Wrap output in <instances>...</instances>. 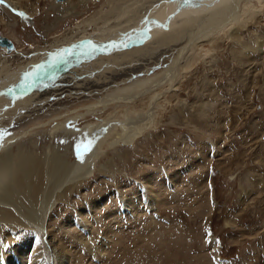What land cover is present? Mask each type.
<instances>
[{"label": "rangeland", "instance_id": "rangeland-1", "mask_svg": "<svg viewBox=\"0 0 264 264\" xmlns=\"http://www.w3.org/2000/svg\"><path fill=\"white\" fill-rule=\"evenodd\" d=\"M165 1L114 0L116 12L108 0H0V36L16 47L0 46V68L79 35L125 33L173 2ZM245 2L251 10L235 34L214 37ZM232 6L184 29L176 45L73 63L6 115L0 159L7 148L16 160L31 154L50 164L58 154L90 166L83 179L66 167L53 178L43 164L40 203H54L45 232L15 227L18 242L34 240L27 264H58L62 245L67 264H264V7ZM172 62L181 69L173 78ZM3 179L0 195L13 182ZM126 201H137L136 212Z\"/></svg>", "mask_w": 264, "mask_h": 264}, {"label": "bare ground", "instance_id": "bare-ground-1", "mask_svg": "<svg viewBox=\"0 0 264 264\" xmlns=\"http://www.w3.org/2000/svg\"><path fill=\"white\" fill-rule=\"evenodd\" d=\"M59 1H67V0H59ZM113 1L114 0H108V4L112 5ZM238 1L239 0H173V2H171L172 3L171 5L169 6L166 5L167 7L165 5H162L160 7V4L162 3H159L160 10L156 9V12H157L156 14L152 15L151 13L153 12H151L150 13L151 15H147L148 18H143L144 16H141L142 15L141 14L139 17L140 22L138 24H136L135 26L133 25V26L126 27L125 33L119 31L120 34L124 33L123 35H120V34L113 35L110 33L111 35H106V36L99 35L95 37L94 34H91V35L83 34V35H79L80 37H77L75 39L70 38L67 41L66 40L63 41L62 43L59 42L55 44L54 46L49 45L47 49H43V50L38 49V51L36 52L34 51L35 54L33 55L31 54V55L26 56L25 55L26 53L23 54V52H19L18 56H21L22 59H20V62L17 65H15L14 68L10 67L13 65L9 61L11 57H7L6 59H4L5 62L3 64L1 63L2 67L0 68V128L3 126L2 124H4L5 117L9 112L19 110V108L23 106V103L27 97L38 94L37 92L39 90H41L40 92H42L45 85H47L48 83H50L51 85L53 80L59 77V75L61 78L62 74L68 71L69 70L68 68L72 66L73 63L75 64L76 62L80 61V63L85 64L86 61H88L89 59L105 58L107 56H110L113 52H115V54H118L117 52H119V50H123L120 52L127 51V52L122 53V55L126 54L127 57H129V55H133L141 51L144 52L143 50L145 48L146 49L149 48L148 47L149 44L153 42L159 43L160 47H165V46L167 47L173 44L176 45L177 43L180 42L179 37L184 29H187L193 26L195 23H197L199 20H202L205 17H208V18L209 17L214 18L215 16L219 17L222 14L223 10L226 8V6L229 5L233 7L232 5L236 4ZM255 1L263 9L264 0H255ZM9 3H10V6H14V10L17 9L18 11H21L19 3H16L13 1ZM167 4H170V2L169 3L167 2ZM248 5L246 4V2L242 3L240 11H239L240 17L237 16V18H232L231 19L232 21L229 22L228 24L227 23L225 25L222 24L223 26L221 25L222 28L220 29L216 28L217 30L215 29L216 32L214 33L215 34L214 37L217 38V35L227 33L229 30H231V35L233 36L235 34L234 31L236 29L234 26L238 24L240 20L244 19L243 18L244 15L248 14L249 10H251L249 9ZM112 6H111L112 7L111 11L114 9V5ZM155 6L156 4L152 7H155ZM114 10L117 12L116 8ZM121 10H119V16L120 17L125 16L127 13L126 11L127 9L125 10L123 8V10L122 11ZM146 11L147 10H145V13H147ZM175 19H181V20H178V25H173L175 22ZM24 21H25V18H24ZM228 21H230L229 18H228ZM214 28H211V30L213 29L212 32L215 31ZM152 32H155V33L152 34ZM132 43L135 44L133 47L131 46ZM64 47H66V49L60 52V50ZM5 49L7 48L5 47ZM182 51L183 50H181V52ZM250 53L249 51H246L244 53L246 55V58L250 59L251 57L249 55ZM179 59H180V56L177 59V62ZM178 63H175V64L177 65ZM175 64L173 63L172 70H171L172 73L170 72V74H168L172 76V78L175 77L174 75H176V72L181 70L179 69L177 71L176 70L177 67ZM182 64L183 63H181L180 64L181 66H178V67L182 68L183 67ZM35 77H37V79H35ZM172 78H169L168 80H171ZM26 88H28L29 90L28 92L26 93L24 92L20 94V91H19V94H15L18 90L26 89ZM8 91H13V92L8 93ZM129 132L130 131L128 130V133ZM129 136L131 135L129 134ZM52 155L48 159V161L50 160V164L49 163H46V164L49 165V167L47 166L49 170L47 171L49 173L48 176L52 175L53 178H54L55 170L63 168V167L68 168V170L70 171H74V174L78 173L82 177L80 179H83L84 175H86V172L89 171L88 169H90L88 162H84V164L78 167L74 165L75 163L71 164L65 161V159L60 158L58 154L55 156H52ZM19 156L20 157L17 160L16 158L13 159L12 155L9 154V149L6 148L4 154L1 156V159H0V184L4 186V184L6 183H4L5 180L3 178H7V177L10 182L13 180L12 183H14L13 185L12 183L8 184L9 185L7 186L8 189H6V191H3L0 195V264H27L26 258L28 255V249L32 247L31 244L33 243L34 240L32 238V239L23 240V241L18 242L16 238L15 230L17 227L21 229L22 228L23 229L34 228V230H36L39 235L44 234L45 229L43 227L46 221H48L47 218L49 216L50 211L54 207L53 201L50 202L48 200L47 203L48 202L49 203L48 204L46 203L48 206L45 204H44L45 206H42V203H40L42 201V198L44 197L43 196L44 195V192H43L44 191V188H43L44 180L42 176V172H43L42 168L44 164L43 161L40 160L38 156H33L31 154H27V155L20 154ZM13 160L14 161L16 160L14 164L15 166L12 165ZM46 164L44 165L46 166ZM85 168H88V169L85 170ZM74 177L76 176L73 175V178ZM84 178H86V176ZM64 181H59V184L60 183L62 184ZM53 182L54 181L52 180V183ZM57 184H55V188L56 186H59V184L58 185ZM147 184H148L147 186L149 187L148 191L150 192L151 196H150V199H148L146 204H149L151 205V207H154L155 202L157 201L158 195H157V192L154 191L152 187L153 179L152 178L148 179ZM47 186H48V183H47ZM44 187H46V185ZM51 187H53V185ZM3 188H6V187L4 186ZM58 189L60 190V188ZM49 190H52L51 192L53 193V189L49 188ZM46 195L45 197H47ZM44 200L46 201V199ZM106 200H107L106 197L103 198L102 203H105ZM39 203L41 204L42 207L38 205ZM136 204H137V201L136 203L129 201L128 204L126 205V208H128L129 206L132 209L134 206V212H136L135 211L137 210ZM97 205H101V201ZM12 207L14 208V210L17 211V213H14V210L12 209ZM38 207L40 208L38 209ZM83 213H86V212L83 211ZM84 226H87V224L85 223ZM45 241L47 243V240ZM35 242L37 241L35 240ZM60 247H61L59 249L60 253L58 255L61 258V261L57 263L67 264L68 262H70L72 254L70 250L67 249L66 245L65 246L62 245Z\"/></svg>", "mask_w": 264, "mask_h": 264}, {"label": "water", "instance_id": "water-1", "mask_svg": "<svg viewBox=\"0 0 264 264\" xmlns=\"http://www.w3.org/2000/svg\"><path fill=\"white\" fill-rule=\"evenodd\" d=\"M0 46L6 47L10 52L15 50V48H16L14 42L11 39L3 37V36H0ZM131 46L133 47L134 43H132ZM35 79H37V77H35ZM19 91H20V94H22L24 92L25 93L28 92L29 90H28V88L21 89V90H18L15 94H19ZM12 92L13 91H8V93H12Z\"/></svg>", "mask_w": 264, "mask_h": 264}, {"label": "snow or ice", "instance_id": "snow-or-ice-1", "mask_svg": "<svg viewBox=\"0 0 264 264\" xmlns=\"http://www.w3.org/2000/svg\"><path fill=\"white\" fill-rule=\"evenodd\" d=\"M20 15H23L22 13Z\"/></svg>", "mask_w": 264, "mask_h": 264}]
</instances>
